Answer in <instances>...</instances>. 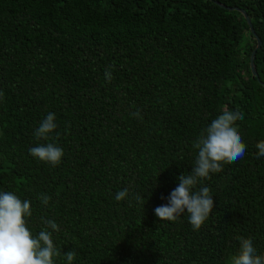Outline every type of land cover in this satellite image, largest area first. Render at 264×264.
Instances as JSON below:
<instances>
[{"label":"trees","instance_id":"obj_1","mask_svg":"<svg viewBox=\"0 0 264 264\" xmlns=\"http://www.w3.org/2000/svg\"><path fill=\"white\" fill-rule=\"evenodd\" d=\"M212 1L245 12L258 81L247 23ZM225 108L243 114L246 150L197 186L210 188L208 218L159 221ZM49 112L57 127L37 140ZM262 140L264 0H0V192L31 202L34 236L58 225L54 264L73 249L72 264H230L237 237L264 254ZM47 143L63 150L56 166L29 154Z\"/></svg>","mask_w":264,"mask_h":264},{"label":"clouds","instance_id":"obj_2","mask_svg":"<svg viewBox=\"0 0 264 264\" xmlns=\"http://www.w3.org/2000/svg\"><path fill=\"white\" fill-rule=\"evenodd\" d=\"M104 75L106 81L111 80L110 70H106ZM242 118L243 114L238 110L225 108L200 133L193 145L198 150L195 166L190 173L179 175L178 186L170 193L168 202L154 209L159 221H174L186 212L192 227H201L214 207V200L209 187L197 186L209 178L210 173L222 171L223 164L243 157L246 145L235 126V122ZM55 119V114L49 112L40 122L34 133L37 140L49 139L57 127ZM255 147L257 158L264 157V140ZM29 154L52 166L58 165L64 155L62 148L54 143L30 148ZM127 196L128 190L124 189L117 192L115 199L121 201ZM39 199L47 206L50 197L43 194ZM135 199L139 202L143 198L136 195ZM30 203L29 200L22 201L12 192H0V264H54L53 257L60 255L52 239V232L59 231L54 221L45 219L43 223L46 227L35 236L26 226L25 217L31 216ZM237 240L239 251L230 258V264H264V254L257 255L251 238L237 237ZM63 255L67 264H72L76 252L73 249Z\"/></svg>","mask_w":264,"mask_h":264},{"label":"water","instance_id":"obj_3","mask_svg":"<svg viewBox=\"0 0 264 264\" xmlns=\"http://www.w3.org/2000/svg\"><path fill=\"white\" fill-rule=\"evenodd\" d=\"M212 2L217 7L225 9L227 11H237V12H239L240 15L244 18L245 22L247 23L249 31H250L251 35L254 37V39L256 41L255 49L251 52V54L249 56V69L251 71V74L257 79V75H256V72H255V69H254V66H253V57H254V54H255V50L258 49L259 46H260V41L257 38V36L255 35V33L253 32L252 27H251V25L249 23V19L247 18L245 12L242 11V10L236 9V8L226 7V6H224L223 4H221V3L217 2V1H212ZM257 81H258V79H257Z\"/></svg>","mask_w":264,"mask_h":264}]
</instances>
